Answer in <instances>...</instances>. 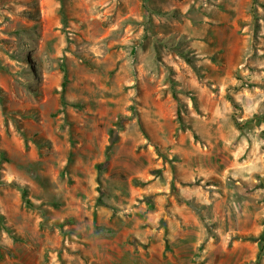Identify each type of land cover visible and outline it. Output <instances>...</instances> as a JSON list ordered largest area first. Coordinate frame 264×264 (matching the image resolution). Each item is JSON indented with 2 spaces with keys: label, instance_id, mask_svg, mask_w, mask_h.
I'll return each instance as SVG.
<instances>
[{
  "label": "rangeland",
  "instance_id": "obj_1",
  "mask_svg": "<svg viewBox=\"0 0 264 264\" xmlns=\"http://www.w3.org/2000/svg\"><path fill=\"white\" fill-rule=\"evenodd\" d=\"M264 264V0H0V264Z\"/></svg>",
  "mask_w": 264,
  "mask_h": 264
},
{
  "label": "crops",
  "instance_id": "obj_2",
  "mask_svg": "<svg viewBox=\"0 0 264 264\" xmlns=\"http://www.w3.org/2000/svg\"><path fill=\"white\" fill-rule=\"evenodd\" d=\"M175 261H173V260H171V261H163V260H161L159 263L160 264H172V263H174Z\"/></svg>",
  "mask_w": 264,
  "mask_h": 264
}]
</instances>
